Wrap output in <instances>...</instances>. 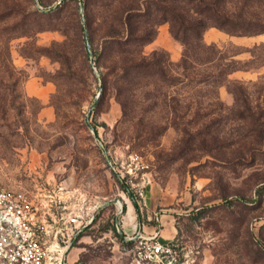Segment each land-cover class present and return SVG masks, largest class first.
<instances>
[{
  "label": "rangeland",
  "instance_id": "obj_1",
  "mask_svg": "<svg viewBox=\"0 0 264 264\" xmlns=\"http://www.w3.org/2000/svg\"><path fill=\"white\" fill-rule=\"evenodd\" d=\"M13 3L49 15L38 19L42 30L0 20V187L60 191L89 206L67 263L139 264L124 230L149 210L157 225L155 217L173 216L178 264H264L253 247L264 244V32L203 31L236 66L227 72L197 59L182 67L183 46L161 23L143 51L166 53L172 82L156 67L143 85L142 72L126 83L118 57L102 56L96 8L86 12L83 0L0 7ZM131 154L147 165L137 178L126 173Z\"/></svg>",
  "mask_w": 264,
  "mask_h": 264
},
{
  "label": "trees",
  "instance_id": "obj_2",
  "mask_svg": "<svg viewBox=\"0 0 264 264\" xmlns=\"http://www.w3.org/2000/svg\"><path fill=\"white\" fill-rule=\"evenodd\" d=\"M228 2L229 0H83L86 12L90 8H96L100 19L98 25L105 28L102 56L110 53L111 56L118 57L117 68L126 83L132 82V76L138 72L149 78L156 67L163 74L162 80L172 82L165 74V68L168 67L166 53L152 50L145 54L143 51V47L154 39L156 28L161 23L168 24L171 37L183 46L179 62L182 67H192L193 60L197 59L200 64L229 67L227 72L233 70L232 67L236 66L231 61H222L223 56L214 43L206 44L203 41V31L214 26L231 35L264 32V0H255L256 3H251V0H231V6L227 5ZM253 5L255 6L251 9ZM44 15L49 14L20 7L15 3L0 7L1 21H33L36 30L44 28L38 22ZM219 77L220 73L212 75V80L216 81ZM150 82L149 78L143 85ZM128 243L134 245L133 240ZM253 247L257 253L264 254V244L257 242Z\"/></svg>",
  "mask_w": 264,
  "mask_h": 264
},
{
  "label": "built area",
  "instance_id": "obj_3",
  "mask_svg": "<svg viewBox=\"0 0 264 264\" xmlns=\"http://www.w3.org/2000/svg\"><path fill=\"white\" fill-rule=\"evenodd\" d=\"M145 168L136 155H129L126 173L131 178ZM137 193L142 196V191ZM44 196L0 187V264H68L75 237L91 221L89 206L78 207L73 194L62 199L60 191ZM126 240L134 241L133 255L139 264L179 263L176 243L137 233ZM69 264L85 263L77 259Z\"/></svg>",
  "mask_w": 264,
  "mask_h": 264
},
{
  "label": "crops",
  "instance_id": "obj_4",
  "mask_svg": "<svg viewBox=\"0 0 264 264\" xmlns=\"http://www.w3.org/2000/svg\"><path fill=\"white\" fill-rule=\"evenodd\" d=\"M143 204L146 206L147 204H150V206L152 205V192L148 193L147 196L143 198ZM155 218L159 221V225L155 224V221L152 219V214L148 210L145 218H141L138 220L137 224L132 223L133 225L130 224L129 227L125 228L124 239L126 240L127 236L137 233L143 236L155 235L156 240L163 243L169 242L176 232L173 216L168 214L165 216L164 220L162 215H160L159 218Z\"/></svg>",
  "mask_w": 264,
  "mask_h": 264
},
{
  "label": "bare ground",
  "instance_id": "obj_5",
  "mask_svg": "<svg viewBox=\"0 0 264 264\" xmlns=\"http://www.w3.org/2000/svg\"><path fill=\"white\" fill-rule=\"evenodd\" d=\"M127 214H128V213H127ZM127 217H128V216H127ZM125 224H126V223H125ZM123 225H124V224H123ZM132 225H133V224H132ZM132 225H131V226H132Z\"/></svg>",
  "mask_w": 264,
  "mask_h": 264
},
{
  "label": "water",
  "instance_id": "obj_6",
  "mask_svg": "<svg viewBox=\"0 0 264 264\" xmlns=\"http://www.w3.org/2000/svg\"><path fill=\"white\" fill-rule=\"evenodd\" d=\"M70 246H71V244H70Z\"/></svg>",
  "mask_w": 264,
  "mask_h": 264
}]
</instances>
